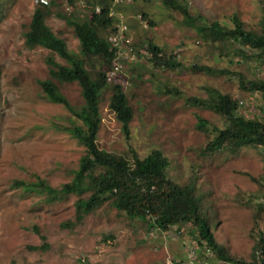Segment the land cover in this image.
<instances>
[{
	"label": "rangeland",
	"instance_id": "obj_1",
	"mask_svg": "<svg viewBox=\"0 0 264 264\" xmlns=\"http://www.w3.org/2000/svg\"><path fill=\"white\" fill-rule=\"evenodd\" d=\"M87 1L55 0L46 17L73 51H79L78 38L56 10L79 16L91 10ZM178 1L187 3L196 27L184 22L182 12L164 0L115 5L126 16L135 43L119 72L125 79L133 116L126 138L109 107L111 88L107 85L101 92L97 143L127 156L131 147L141 156L153 147L160 148L169 158L167 171L174 180L195 179L196 200L210 218L217 241L237 258L252 261L256 240L264 236V211L261 217L254 216L256 201L264 198V145L244 146L235 153L225 148L205 152L202 146L207 137L195 126L196 114L220 125L223 117L187 104L184 97L204 95L203 85H213L239 96L241 110L247 115L264 117V96L241 88L233 74L241 71L249 78H264V60L252 51L248 57L232 49L229 55H221L196 29L197 15L206 22L218 19L232 25L231 16L237 14L246 27L258 30L263 0ZM35 4L36 0H0V264H190V260L218 264L220 261L202 258L209 251L196 244L191 222L160 230L142 218L128 216L111 198L89 211L77 209L75 201L88 197L91 190L87 177L70 191L59 189L72 179L83 146L64 128L70 124V111L45 97L38 83L50 76L45 61L48 54L64 60L43 46L24 44ZM142 11L153 23L142 17ZM148 38L176 53L182 66H152L144 44H139ZM193 62L232 73L193 71L188 67ZM90 64L86 66L92 68ZM53 80L73 105L82 104L76 80ZM173 87L182 94L167 91ZM37 176L58 188L56 194L23 190L14 184L15 179L35 180Z\"/></svg>",
	"mask_w": 264,
	"mask_h": 264
},
{
	"label": "trees",
	"instance_id": "obj_2",
	"mask_svg": "<svg viewBox=\"0 0 264 264\" xmlns=\"http://www.w3.org/2000/svg\"><path fill=\"white\" fill-rule=\"evenodd\" d=\"M72 2V0H67ZM91 10L82 15H75L56 10L73 27L79 41V51L71 50L66 40L55 33L46 22V17L52 12L55 0H36L27 30L24 32L25 46L32 48L43 46L59 55L64 62L57 61L48 54L45 61L48 64L49 77L38 79L41 89L49 100L62 103L71 114L67 130L82 144L83 153L74 169L72 179L63 182L59 189L70 191L84 177L89 179L91 190L86 198L75 201L77 209L89 211L111 198L114 205L130 217H139L147 221L150 227L167 231L174 224L191 222L195 227L194 237L198 247L209 252L202 258L210 261L233 262L235 264H264V236L258 237L252 251V261L237 258L222 243L217 241L211 229V220L199 208L195 195V179L190 177L184 182L174 180L167 171L169 158L158 147L151 148L146 154L139 155L130 148L127 156L109 151L97 143V135L101 124L100 98L103 88H111L109 107L120 122V128L126 138L130 137V120L133 109L125 91L124 77L119 72L110 80L107 72L116 56L117 48H113L104 32L114 29L115 15L109 14L110 0H88ZM166 5L182 12V20L195 26L193 13L187 3L178 0H164ZM99 4L100 10L95 11L94 5ZM259 29L245 26V22L237 14L231 16L232 25L218 19L206 22L197 15L198 35L210 45L218 49L221 55L234 53L248 57L249 51L259 59L264 60V0ZM142 17L150 23L153 20L142 11ZM191 21V22H190ZM201 22V24H200ZM133 48L135 43L131 42ZM138 44V43H137ZM144 50L150 64L157 68L176 69L182 66L176 53L168 51L156 41L148 38ZM249 49H244L243 46ZM127 58H120L124 62ZM91 63L88 68L86 63ZM193 71H203L208 74L232 73L222 67L193 62L188 66ZM234 72V71H233ZM237 76L241 88L249 91H259L264 96V78H249L241 71L233 73ZM58 81H77L80 85L83 102L76 107L60 90ZM204 95H188L185 101L212 110L223 117V123L217 124L201 114H196L195 126L206 134L202 146L205 152L227 149L233 153L244 146L264 145V117L255 114L247 115L241 110L242 99L229 92H224L216 86L204 84ZM167 91L180 95L178 87L167 88ZM249 174L248 172H245ZM252 179L255 176L250 175ZM14 184L23 190L50 191L56 194L58 188L53 187L45 179L37 176L35 180L15 179ZM264 196V190L261 193ZM260 194V195H261ZM255 218L264 211V198L255 203ZM264 214V213H262ZM264 217V216H263ZM219 259V260H218Z\"/></svg>",
	"mask_w": 264,
	"mask_h": 264
},
{
	"label": "built area",
	"instance_id": "obj_3",
	"mask_svg": "<svg viewBox=\"0 0 264 264\" xmlns=\"http://www.w3.org/2000/svg\"><path fill=\"white\" fill-rule=\"evenodd\" d=\"M126 1H131V0H110L109 14L115 15V20L113 22L114 29L110 30L107 33L106 38L108 39L110 45L113 48H117V50L112 65L110 66L107 72L108 80H111L118 72L121 71L122 62L118 59L122 57L128 58L129 57L128 54L131 53L133 49V46L131 44L132 37L129 33L127 18L123 12H120L115 7V5ZM94 10L99 11L100 5L99 4L94 5ZM223 263L224 262L220 260L218 264H223ZM190 264H210V263L207 260H202L196 263L190 260Z\"/></svg>",
	"mask_w": 264,
	"mask_h": 264
}]
</instances>
